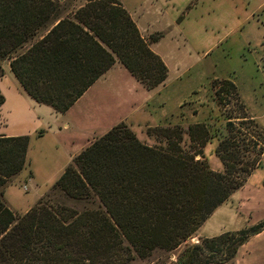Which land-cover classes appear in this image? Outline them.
Instances as JSON below:
<instances>
[{
	"label": "trees",
	"instance_id": "trees-1",
	"mask_svg": "<svg viewBox=\"0 0 264 264\" xmlns=\"http://www.w3.org/2000/svg\"><path fill=\"white\" fill-rule=\"evenodd\" d=\"M56 12L54 0H0V59H8L34 102L64 113L115 61L145 89L165 80L164 62L119 0H84L36 38ZM209 87L225 120L213 151L221 171L210 169L202 153L213 138L208 124L147 128L155 138L147 145L119 122L75 155L52 185L65 197L95 200L94 209L38 201L13 213L3 188L24 168L29 139L0 135V264H130L134 256L186 243L264 158V129L235 84L213 78ZM262 230L264 220L202 238L174 264H231L238 247Z\"/></svg>",
	"mask_w": 264,
	"mask_h": 264
},
{
	"label": "rangeland",
	"instance_id": "rangeland-1",
	"mask_svg": "<svg viewBox=\"0 0 264 264\" xmlns=\"http://www.w3.org/2000/svg\"><path fill=\"white\" fill-rule=\"evenodd\" d=\"M54 1L57 3L56 16L49 20L45 28L39 30L36 38L44 34L56 18L71 16L84 2ZM119 1L141 36L149 43L150 49L163 58L162 61L169 70L168 90L161 95L167 92L169 94L171 90L183 99L193 91L198 92L199 96L211 94L209 81L212 78H227L232 71L239 72L240 65L243 64L241 49L245 40L249 37L253 41L261 33L254 27L252 15L264 8V0ZM156 36L157 39L153 42L152 39ZM7 64V58L0 59V76ZM116 66L105 80L94 85L78 105L66 113L70 123L66 128L61 115L54 117L48 112L39 114L26 103L17 101L11 95L9 81L13 77L8 70L0 79V89L8 98L3 116L5 126L1 130L4 133L26 135L29 139L24 169L3 188L2 198L4 202L10 203L13 213L19 214L21 211V207L15 203L29 201L34 194L47 188L46 184L55 175L56 165L65 160L68 154L86 147L94 138L128 116L147 97L145 89L123 67L119 64ZM229 107L230 105L226 106L225 110L229 111ZM33 114L39 118L36 119ZM256 116L259 119L258 125L264 129V108ZM220 126L215 123L210 125L211 137L219 135ZM40 131L42 133L38 136ZM91 135L94 136L90 137ZM146 136L149 140L140 133H137L136 138L154 144L155 138L148 134ZM183 139L182 146L185 147L188 143L185 136ZM204 154L210 166L220 165L210 146L204 149ZM262 178L264 158L252 171L250 183L255 184ZM23 184L28 187L27 193L22 188ZM50 185L32 206L38 201H44L50 204L60 203L76 211L96 208L95 200H74L65 197L57 189H52L53 184ZM262 197L264 199V192ZM190 243L194 242L187 240L169 252L154 250L145 258L134 256L130 264H174L177 254ZM247 248L248 246L245 247ZM252 256H256L253 264H264V256L260 257L256 253Z\"/></svg>",
	"mask_w": 264,
	"mask_h": 264
},
{
	"label": "crops",
	"instance_id": "crops-1",
	"mask_svg": "<svg viewBox=\"0 0 264 264\" xmlns=\"http://www.w3.org/2000/svg\"><path fill=\"white\" fill-rule=\"evenodd\" d=\"M261 12L263 14L259 15V13ZM252 22L254 23V27L256 28V30L261 31V33L258 36H255L253 41L249 37L245 40L244 46L241 49L243 64L240 65L239 72L236 73L235 71H232L225 79H229L235 84L239 98L242 101L246 111L258 124L259 119L256 116V113H258L259 111L261 112L264 108V8H261L259 11L252 15ZM159 57L163 59L161 56ZM117 64L119 63L115 61L113 65L102 75H100L93 82V84H91V86H89V88L64 113H55L50 107L34 102L22 90L19 83L12 74L11 75L13 78H11V80L9 81V85L12 91L11 95L16 98L17 101L26 103V105L29 106L30 109L36 110V112L39 114L48 112L54 117H58V115H61V117L64 118L63 126L66 128L70 124L69 120L67 119L66 113L70 109L76 107V105H78L84 95L88 93L92 89V87H94V85H96L99 81L105 80L108 76V73H110V71L114 67H117ZM7 70L9 71L8 64L6 66V69L3 70V75L0 76V79L4 75H6ZM168 75L169 70L167 68V76L165 80L162 84L156 86L153 89H145L139 83L145 89V93L148 94L147 97L144 98L142 103L136 105L128 114V116H125L119 122L124 123L136 136L137 133H140L141 135H144L148 140L149 138L146 136L147 128L155 126L174 125L186 128L188 125L195 123H205L208 125H212L215 123L217 126L221 125L219 129V135L217 136L222 135V123H224L223 121L225 120L219 113L218 107L213 100L212 93L199 96L198 92L193 91L185 99H183V97H179L178 94L172 90L169 94L167 92L165 95H161V93L168 90ZM0 93L4 98L3 103L0 105V135L17 136L19 134L4 133L1 130V128L5 126V119L3 118V116L4 107L7 103L8 98L7 95H5L1 91V89ZM6 113H8V111H6ZM33 115L36 119L39 118L38 115ZM92 136L94 135H91L90 137ZM217 136L211 138L203 147L202 153L205 159L206 157L204 154V149L207 146H210L211 152H213L217 143ZM87 139H85V142ZM140 141L147 145H152V143L143 141V139H140ZM83 148L84 146L80 149V151ZM80 151L68 154L65 160L59 162L56 165L55 175L51 179V181L46 184L47 188L50 184L52 185L58 179L66 165H68L71 162L72 158ZM206 161L209 165L207 159ZM209 167L214 171H221L222 169L221 164L213 167L209 165ZM15 176L10 179V182L14 180ZM251 177L252 172L246 178L244 184L240 188L233 191L229 195L227 200L218 205L209 214V216L205 219V221H203V223L195 231L192 237L188 239V241L192 240V242H196L202 238H211L222 232L239 230L247 227V225L251 226L261 220H264V199L262 197V193L264 192V178H262L255 184H251ZM25 186L26 185L23 184L22 188L26 191L25 193H27V191L29 190L28 187L26 188ZM34 186H36L35 183ZM47 188L42 189L37 194H34L32 196L33 198L29 201L23 200L22 203H15L16 205L21 207L19 209L21 211L18 215H22L28 209H30L32 205L37 201V199L40 198L42 194L47 190ZM5 204L12 211L10 203L5 202ZM12 204L14 203L12 202ZM246 246H248L247 249H245ZM254 253L261 255L260 257L264 256V230L250 236L244 243H242L238 247L234 258L231 261V264H253V261L256 257L252 256V254Z\"/></svg>",
	"mask_w": 264,
	"mask_h": 264
}]
</instances>
